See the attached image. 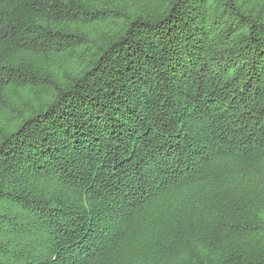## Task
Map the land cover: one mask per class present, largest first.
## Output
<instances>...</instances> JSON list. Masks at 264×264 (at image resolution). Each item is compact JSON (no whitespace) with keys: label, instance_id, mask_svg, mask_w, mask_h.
I'll return each instance as SVG.
<instances>
[{"label":"trees","instance_id":"1","mask_svg":"<svg viewBox=\"0 0 264 264\" xmlns=\"http://www.w3.org/2000/svg\"><path fill=\"white\" fill-rule=\"evenodd\" d=\"M2 112L0 264H264V0H0Z\"/></svg>","mask_w":264,"mask_h":264},{"label":"rangeland","instance_id":"2","mask_svg":"<svg viewBox=\"0 0 264 264\" xmlns=\"http://www.w3.org/2000/svg\"><path fill=\"white\" fill-rule=\"evenodd\" d=\"M103 27H99L97 26V30L93 27H91L88 32H90L91 36H95L97 35V33L102 29ZM82 30V28H81ZM96 30V31H95ZM72 63L66 62V59L63 60L62 58H55L50 64L49 67L51 70H54V72H56V74L58 76H64L65 75V67H69ZM18 94L21 96V100H18V104H23L25 103V99H27L28 101L31 102H35L37 100V94H34L33 92L29 91V90H24V91H20L18 92ZM39 97V96H38ZM25 109V108H24ZM15 118V114H11V113H0V124L2 127L4 128H9L10 127V123L14 120ZM10 124V125H9Z\"/></svg>","mask_w":264,"mask_h":264}]
</instances>
